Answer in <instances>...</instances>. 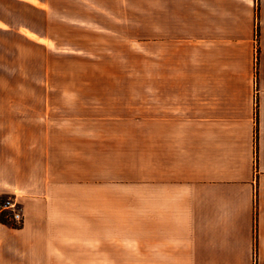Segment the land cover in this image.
<instances>
[{"label":"crops","instance_id":"crops-1","mask_svg":"<svg viewBox=\"0 0 264 264\" xmlns=\"http://www.w3.org/2000/svg\"><path fill=\"white\" fill-rule=\"evenodd\" d=\"M182 4L178 26L201 14L199 85L183 88V114L154 117L151 227L89 226L88 151L69 148L80 134L47 101L34 113L8 101L0 196L17 197L24 222L0 221V264H264V0Z\"/></svg>","mask_w":264,"mask_h":264},{"label":"rangeland","instance_id":"rangeland-1","mask_svg":"<svg viewBox=\"0 0 264 264\" xmlns=\"http://www.w3.org/2000/svg\"><path fill=\"white\" fill-rule=\"evenodd\" d=\"M177 9L182 0H0L1 137L8 101L33 113L47 101L65 132L74 126L69 148L88 151L79 175L95 183L96 203L79 205L95 213L89 226L151 227L154 117L183 114L182 90L200 77L199 7L180 27Z\"/></svg>","mask_w":264,"mask_h":264},{"label":"built area","instance_id":"built-area-1","mask_svg":"<svg viewBox=\"0 0 264 264\" xmlns=\"http://www.w3.org/2000/svg\"><path fill=\"white\" fill-rule=\"evenodd\" d=\"M0 210H7L8 214L18 222H21L24 219L20 202L17 197H8L4 199V201L0 203Z\"/></svg>","mask_w":264,"mask_h":264},{"label":"trees","instance_id":"trees-1","mask_svg":"<svg viewBox=\"0 0 264 264\" xmlns=\"http://www.w3.org/2000/svg\"><path fill=\"white\" fill-rule=\"evenodd\" d=\"M256 41H257V54H256V66H258V60H259V51L260 48L258 47L259 42V27L256 29ZM258 119V118H257ZM258 143V130L256 129V144ZM4 201V198L0 196V203ZM0 221L3 222H10L11 224L15 226H20V224H17L11 219V216L8 214V212L1 211L0 213Z\"/></svg>","mask_w":264,"mask_h":264}]
</instances>
